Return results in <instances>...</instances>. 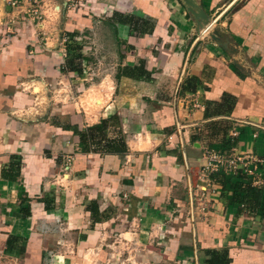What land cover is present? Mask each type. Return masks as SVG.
Returning <instances> with one entry per match:
<instances>
[{"label":"crops","instance_id":"crops-1","mask_svg":"<svg viewBox=\"0 0 264 264\" xmlns=\"http://www.w3.org/2000/svg\"><path fill=\"white\" fill-rule=\"evenodd\" d=\"M194 1L212 20L222 14L217 26L228 49L199 36L184 0H78L62 26L61 13L48 12L64 0L41 1L51 17L44 23L15 13L0 18V264H41L48 255L55 262L63 258L58 246L70 244L78 254L66 253L70 262L84 261L88 250L106 260L113 235L137 246L132 257L140 264H205L204 249L225 247L232 264H264V218L237 217L230 193L212 178L206 213L195 208L208 150L264 157V0ZM115 11L141 18L151 33L117 22ZM103 22L108 27L99 31ZM90 30L100 45L108 31L117 46L104 111L40 108L36 85L54 89L84 74L61 71L66 31L79 33L84 72L95 61L83 40ZM124 66L149 76L117 77ZM218 102L229 105L221 114ZM112 115L121 117L129 151H83L79 132ZM224 119L232 126L227 136L209 137V124ZM70 155L72 170L63 176ZM10 165L20 166L15 180L2 177Z\"/></svg>","mask_w":264,"mask_h":264},{"label":"trees","instance_id":"trees-1","mask_svg":"<svg viewBox=\"0 0 264 264\" xmlns=\"http://www.w3.org/2000/svg\"><path fill=\"white\" fill-rule=\"evenodd\" d=\"M112 18L117 22L127 24L130 29L138 31L140 33H151L150 29L144 28L145 21L141 18L133 15H127L125 13L115 11ZM152 27V26H151ZM76 31H66L67 40L65 41L67 58L65 66L61 67V71L74 72L76 75H81L84 72L83 61L88 59L82 53V47L78 43V35ZM128 77H148V72L139 66H124L121 68L119 75ZM231 103L234 107V98ZM231 104V106H232ZM229 105L218 102L217 113L221 114L226 111ZM222 108V109H221ZM208 136L213 139L225 138L231 129L230 120H217L209 124ZM67 127V126H65ZM79 143L84 151L87 150V145L96 147V151L105 152L106 154L122 155L129 151V147L126 142V136L123 132L122 120L118 115H112L109 118H103L99 123L88 126L85 131L79 132ZM196 137H194L195 139ZM90 148V146H89ZM78 166L75 163V166ZM19 165H10L9 172L11 174H5V170H2V177L15 180L20 174ZM211 178L221 184L224 193H230L228 197V205H233L237 209V217L246 214L247 216L255 217L257 215L264 218V185H256L251 177L244 174L242 171H237L234 177L228 178L225 172L213 174ZM97 205L90 208L92 212H97ZM25 252V249L23 250ZM208 258L205 264H232V248L225 247L222 249H204Z\"/></svg>","mask_w":264,"mask_h":264},{"label":"rangeland","instance_id":"rangeland-1","mask_svg":"<svg viewBox=\"0 0 264 264\" xmlns=\"http://www.w3.org/2000/svg\"><path fill=\"white\" fill-rule=\"evenodd\" d=\"M57 2H63V0H56ZM65 2V1H64ZM28 8H18L14 9L12 8L6 0H0V18L4 16L5 13H15L17 16H21V14L25 15L26 9H32V7L35 5V8L37 7L39 9V15L41 8L39 5H41L40 0L39 1H28L26 4ZM67 9L62 11V19H61V26H62V20L64 17V14L66 13ZM48 13H51L48 12ZM44 13H42V16ZM37 19V21L42 20ZM51 17H47L46 20L49 21ZM215 19V18H214ZM214 19L210 22L211 25H213L207 29L206 26H204L205 33L199 32L201 36L208 37L209 39H212L210 34L213 32V29H218L219 27L217 26V22H213ZM99 26L97 27L98 30H105L104 28H107L108 26L106 25L105 22L98 24ZM107 26V27H105ZM94 30H90L91 34L93 36L88 37L87 39L84 38L83 40L86 42V45H88L87 50V55L91 54V56L94 57V62L89 63L87 62L86 66V71L83 72L84 74L78 79L71 84H66V83H60V85L57 86V88H49V86H44L42 87L41 85L43 84H38L36 85V91H39L37 97V101L39 103L38 106L40 108L44 105L47 104V102L53 103V105H62V104H67V105H73L78 107L79 109L83 110V107L86 108L89 112L93 113L96 116H99L101 112L104 111V108L106 107L107 101L112 98V93H113V75L115 73V67H116V61L115 58H117V46L116 42L110 38V34L105 32V38H104V43L102 45L97 43L95 40L96 36L92 32ZM97 34V33H96ZM95 37V39L93 38ZM98 37V35H97ZM214 40V39H213ZM111 41H113L111 43ZM91 46V47H89ZM83 86L85 87L84 90H80L79 88ZM28 88V86H26ZM39 87V88H38ZM42 88V89H41ZM29 89V88H28ZM29 90H33L32 87H30ZM35 93L34 91H32ZM50 100V101H49ZM101 100L105 104L104 106L99 104L97 101ZM40 110V109H39ZM129 238L130 236L127 235ZM111 242L113 243L112 247L110 246H105L103 250L104 253L108 254L105 255L107 258L106 260H99L100 257H97V250H88V255L86 258H83L84 261L82 260H77L78 264H125L127 263V260H131L134 264H140L138 261L135 263L136 259H134L132 256L135 255V252L138 251L134 245L132 244H127V240L124 238L123 235H113L108 239V243ZM75 245H60L58 248L55 250L57 254H61L63 258H58L56 257V261L53 262L50 260V255L48 261H43L41 264H77L75 261H68L67 254L75 253L76 257H78V254L74 252L73 249H75ZM87 252V251H86ZM50 253V252H49ZM67 253V254H66ZM65 257V258H64ZM129 258V259H128ZM77 259V258H76ZM47 260V259H46ZM126 260V261H125Z\"/></svg>","mask_w":264,"mask_h":264},{"label":"built area","instance_id":"built-area-1","mask_svg":"<svg viewBox=\"0 0 264 264\" xmlns=\"http://www.w3.org/2000/svg\"><path fill=\"white\" fill-rule=\"evenodd\" d=\"M7 3L14 9L18 8H24L25 2L28 1H39V0H6ZM42 0H40L41 2ZM64 6L61 4L53 5L52 7L49 6L51 9L52 15H60L63 10L70 9L76 6L78 3V0H64ZM41 8V6L39 5ZM24 19L30 18L33 21L39 20L40 23H44V20L48 17L46 15V12L41 9L39 15V9L35 5L32 7V9H26ZM42 13H44L42 16ZM42 25V24H41ZM64 42L67 40V36H64ZM237 135L236 131H232L231 136L234 138ZM74 162V158L72 155L67 156L66 164L63 167V176L64 174H67L69 171L72 170V164ZM203 171L205 174V177L207 178V184L203 186H199L200 193L197 194L196 198V205L195 208L201 213H206V210L208 208V193L215 192L216 188L214 185L211 186L210 182H208L211 179V176L213 174L225 172L227 174H236L237 171H242L244 174L251 177L254 181V184L256 185H264V157H255L251 155L250 153H229L225 151H219L216 149H210L207 151L206 154V163L203 167ZM236 171V172H235ZM214 187V188H212ZM194 206V205H193Z\"/></svg>","mask_w":264,"mask_h":264},{"label":"water","instance_id":"water-1","mask_svg":"<svg viewBox=\"0 0 264 264\" xmlns=\"http://www.w3.org/2000/svg\"><path fill=\"white\" fill-rule=\"evenodd\" d=\"M184 1L185 4L187 5V9L189 10V12L193 14L194 18H196L199 21V24L201 25L198 27L199 32L204 31L203 33H205L207 30L205 31L204 26H206V28L208 27L207 29H209L213 25V23L212 25L210 23L212 21L211 17L207 15L205 11H203V9H198L194 0H184ZM221 16L222 14L216 17L213 22L214 23L217 22ZM210 36L212 37V39L219 42L223 38L221 32L218 29H213V32L210 34ZM198 39L199 38H197V40ZM221 44H223V46L228 49L229 46L227 44L224 43Z\"/></svg>","mask_w":264,"mask_h":264}]
</instances>
